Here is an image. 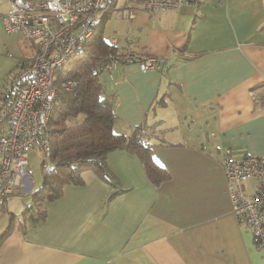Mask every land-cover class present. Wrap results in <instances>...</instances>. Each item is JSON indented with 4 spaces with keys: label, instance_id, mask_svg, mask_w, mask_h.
Returning <instances> with one entry per match:
<instances>
[{
    "label": "crops",
    "instance_id": "crops-1",
    "mask_svg": "<svg viewBox=\"0 0 264 264\" xmlns=\"http://www.w3.org/2000/svg\"><path fill=\"white\" fill-rule=\"evenodd\" d=\"M10 8L0 0V106L10 77L35 55L30 40L4 31ZM112 10L124 24L105 36L110 12L100 26L110 45L166 60L161 70L126 63L102 71L114 132L143 128L167 178L155 184L137 154L113 151L107 167L118 194L86 172L83 185H66L44 203L46 217L25 228L35 188L27 179L0 209V237L10 214L15 221L0 264H264L251 229L232 213L221 164L228 148L264 156V0H202L154 14L125 0Z\"/></svg>",
    "mask_w": 264,
    "mask_h": 264
},
{
    "label": "built area",
    "instance_id": "built-area-1",
    "mask_svg": "<svg viewBox=\"0 0 264 264\" xmlns=\"http://www.w3.org/2000/svg\"><path fill=\"white\" fill-rule=\"evenodd\" d=\"M1 22L8 34H19L35 44L31 63L11 77L14 95L9 109L0 107V200L22 192L29 179L30 154L39 149L51 155L49 124L60 88L72 91L76 82L60 79L74 58L83 57L102 18L118 0H10ZM202 0H127L149 14L199 6ZM132 17V16H130ZM165 58L130 49H116L103 60L102 71L112 73L119 65L136 63L142 72L161 70ZM221 164L232 203V213L246 223L264 254V156L244 155L226 149ZM48 165L45 167L47 168Z\"/></svg>",
    "mask_w": 264,
    "mask_h": 264
},
{
    "label": "trees",
    "instance_id": "trees-1",
    "mask_svg": "<svg viewBox=\"0 0 264 264\" xmlns=\"http://www.w3.org/2000/svg\"><path fill=\"white\" fill-rule=\"evenodd\" d=\"M108 16L109 14L105 15L100 21L89 42L86 55L72 59L60 76L61 80H74L76 85L72 91L60 88L56 97L48 131L51 155L48 161L44 159L41 163V183L25 197L29 200L22 213L21 224L25 228L29 225L36 226L46 217L44 203L60 199L66 185H83L85 182L82 175L86 172L96 174L111 185L114 188L112 196L118 194L120 190L107 167V157L113 151L124 150L137 154L155 184L167 178L152 159V144L145 138L143 128H137L130 136L114 132V99L105 93L100 81L103 60L110 52L116 50L102 37L100 31V26ZM30 42L32 48L35 47V44ZM29 63L22 64L21 67ZM7 94L0 106L4 109L10 107L8 101L14 95L13 88L10 87ZM79 118L81 119L73 123ZM6 128L7 118L0 125V135ZM20 193L1 199L0 209H5L6 201L12 196H19ZM9 216L11 223L0 237V244L10 234L15 223L14 215Z\"/></svg>",
    "mask_w": 264,
    "mask_h": 264
},
{
    "label": "rangeland",
    "instance_id": "rangeland-1",
    "mask_svg": "<svg viewBox=\"0 0 264 264\" xmlns=\"http://www.w3.org/2000/svg\"><path fill=\"white\" fill-rule=\"evenodd\" d=\"M125 2V0H118V6L120 7L123 3ZM112 15H110V19H108L106 25H105V31H104V34L105 36H112L113 31L115 29V27L117 26H120L122 27V25L124 23H122L123 21L120 20L119 21H116L117 19H120L121 18V14H119V11H116V10H112ZM116 18V19H115ZM81 118L79 119H76L73 121L76 122L78 120H80ZM30 165H29V171H30V183H32L33 185L37 186V184H35L36 181H42V168H41V163L43 162V160L45 159V155L42 151H40L39 149H36L35 152H32L31 155H30Z\"/></svg>",
    "mask_w": 264,
    "mask_h": 264
}]
</instances>
